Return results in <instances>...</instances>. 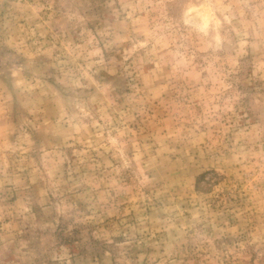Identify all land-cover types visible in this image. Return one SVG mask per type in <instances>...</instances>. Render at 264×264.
I'll return each mask as SVG.
<instances>
[{
	"label": "rangeland",
	"instance_id": "374dc122",
	"mask_svg": "<svg viewBox=\"0 0 264 264\" xmlns=\"http://www.w3.org/2000/svg\"><path fill=\"white\" fill-rule=\"evenodd\" d=\"M0 264H264V0H0Z\"/></svg>",
	"mask_w": 264,
	"mask_h": 264
}]
</instances>
